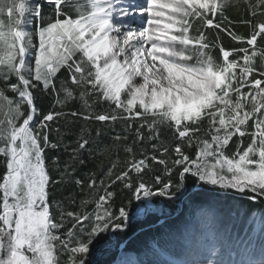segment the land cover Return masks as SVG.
<instances>
[{"label": "snow or ice", "instance_id": "obj_1", "mask_svg": "<svg viewBox=\"0 0 264 264\" xmlns=\"http://www.w3.org/2000/svg\"><path fill=\"white\" fill-rule=\"evenodd\" d=\"M227 2L144 0L121 6V0H47L51 13L45 14L40 0H0V158L5 169L0 174V264H86L100 234L127 227L126 206L112 210L117 183L129 202L172 197L189 175L202 185L251 194L250 200L264 198V47H257L264 20L241 21L251 31L238 35L222 27ZM245 3L250 16H264V0ZM131 7L146 14L137 28L117 19L128 16ZM218 13L222 21L214 24ZM195 18L246 46L226 50L207 42L199 30L190 35ZM216 47L218 55L213 54ZM62 70L66 78L59 80ZM254 72L260 78L249 80ZM35 89L52 93L62 110L39 118ZM76 102L81 109L63 111ZM100 104L109 110L92 111ZM62 116L122 120L125 131L134 133L133 144L145 140L144 129L149 140L158 141L165 128L178 142L154 143V154L140 159L126 144L125 167L116 173L113 162L103 176L91 173L80 210H68L55 198L54 186L84 191L77 165H85V150L92 156L93 140L82 130L63 165L53 156L52 170L59 173L54 179L46 149L60 145L49 138V122ZM233 137L238 142L228 154ZM127 139L117 134L113 144L97 151L110 153ZM152 164L163 165L168 179L156 174L151 184L145 181ZM68 203L75 205V198Z\"/></svg>", "mask_w": 264, "mask_h": 264}, {"label": "trees", "instance_id": "obj_2", "mask_svg": "<svg viewBox=\"0 0 264 264\" xmlns=\"http://www.w3.org/2000/svg\"><path fill=\"white\" fill-rule=\"evenodd\" d=\"M40 2L45 5V14H50L51 6L47 4V0H40ZM250 2L255 3V0H250ZM223 12L228 17V20L223 21L222 27L229 28L238 35L245 37L249 36L251 29L248 24L241 21L251 20L255 24L264 20V16L258 15L255 18L250 16L245 0H228ZM221 21L222 17L218 13L214 18V24L221 23ZM228 21H232V23L229 24ZM197 30L205 34L207 42L216 45L222 44L226 50L246 46L242 42L233 41L224 31H220L215 27L205 26L199 18L193 19L190 35L196 36L198 34ZM217 35H219V40H217ZM257 47H264V38H258ZM213 54H219V47L213 49ZM240 64H243L242 60ZM58 75L59 80L66 78L63 70L62 74ZM253 76L260 78L258 72H254L248 79L251 80ZM59 80L57 81L58 85ZM12 82H15V77L12 78ZM2 86L3 81H0V87ZM246 89L244 90L246 91ZM33 91L36 97L39 118L42 119L43 115L49 112H60L62 110L61 106L55 103V97L52 93H46L41 89ZM7 94L9 96L13 95L11 92ZM78 109H81V105L76 102L65 106L63 111L67 113ZM108 110L109 108L106 104L93 105L92 108V111L98 113ZM136 123L138 124L139 121H136ZM49 126L51 129L49 132L50 140L60 145L58 150L46 149L49 169L54 179H59V173L52 170L51 158L59 156L61 165H63V162L69 159V153L76 146L75 141L81 135L82 130L90 133V138L93 140L92 145H90L92 156H89L88 150H85L83 153L86 161L85 165H77L76 176L85 180L84 191L81 192L75 185L66 187L64 184H58L54 186L55 198L63 200L65 202L64 207L68 210H80L79 202L81 199L86 198L85 194L89 191L86 185L88 176L91 173L101 177L111 167L113 162L117 163V168L114 170L116 173H119L125 167V161L129 155L124 150L126 144L133 147L136 158L140 159L143 154L148 156L154 154L152 149L154 143L159 146L160 144L174 145L178 142L174 133L165 128L161 129L158 141L149 140L148 130L144 129L145 140L142 143L133 144L134 133L125 131L124 121L122 120H118L115 123H104L94 119L84 120L82 117L71 118L62 116L49 122ZM56 129H59V131L57 132ZM98 129L101 131L99 137L96 136V130ZM117 134L121 136L127 135V141L121 140L110 153L101 154L97 151V147L103 148L105 144H113V137ZM243 140L244 144L247 145L249 138L246 136ZM237 142L238 138L233 137L228 154L235 150ZM185 150L189 151L188 149ZM191 151L194 152V149ZM152 169V172L144 176L145 181L148 183H152L156 174H159L162 179H168L163 165L152 164ZM4 170L3 158H0V174ZM104 178L107 181V177L105 176ZM172 179L174 182L178 179L175 173H173ZM113 190L116 192V196L112 202V210L118 213L121 206H126V211L129 213L127 227L119 230L112 229L109 232L100 234L93 245L90 246L89 254L85 257L86 264H114L120 250L133 253L142 264L151 263L159 251L167 252L169 250L170 244H173L171 237L184 231L188 220L193 217L196 211L203 208L211 210L215 215V223H219L222 231L229 232L232 235H238L237 233L245 230L243 228L245 217L264 213V198L257 197L256 200H250L249 195L251 194H240L232 189L224 191L220 190L218 186L202 185V182L197 181L196 178L190 175L185 179L184 188L172 197L155 196L141 201L132 198L129 202V194L126 190H121L119 183L114 186ZM69 193H71V197ZM71 198H75V205L68 203ZM94 207V204H90L87 210L92 211ZM235 208L237 214L239 210H244V219L236 223L232 221L233 218L230 219L233 212L232 209ZM53 213L58 215L55 208ZM69 226L70 222L66 223V227Z\"/></svg>", "mask_w": 264, "mask_h": 264}, {"label": "rangeland", "instance_id": "obj_3", "mask_svg": "<svg viewBox=\"0 0 264 264\" xmlns=\"http://www.w3.org/2000/svg\"><path fill=\"white\" fill-rule=\"evenodd\" d=\"M144 0H121V6H135ZM141 10L131 7L128 16L117 19L134 20L135 28L144 23ZM146 26V25H145ZM247 90V89H246ZM233 222L244 219V210L238 214L232 209ZM214 213L203 208L188 220L186 229L171 237L169 250L155 255L148 264H263L264 263V213L247 216L244 231L230 234L219 229ZM148 262V261H145ZM114 264H142L133 253L120 250Z\"/></svg>", "mask_w": 264, "mask_h": 264}, {"label": "bare ground", "instance_id": "obj_4", "mask_svg": "<svg viewBox=\"0 0 264 264\" xmlns=\"http://www.w3.org/2000/svg\"><path fill=\"white\" fill-rule=\"evenodd\" d=\"M121 20L124 21L125 26H131L133 28H135V26H136L133 19L132 20L121 19Z\"/></svg>", "mask_w": 264, "mask_h": 264}]
</instances>
